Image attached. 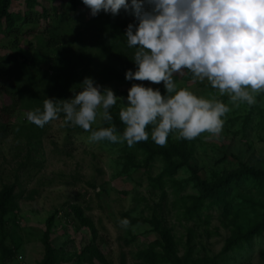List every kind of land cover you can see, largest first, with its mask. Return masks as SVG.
<instances>
[{
	"label": "rangeland",
	"instance_id": "obj_1",
	"mask_svg": "<svg viewBox=\"0 0 264 264\" xmlns=\"http://www.w3.org/2000/svg\"><path fill=\"white\" fill-rule=\"evenodd\" d=\"M71 7L0 29V264H264V0Z\"/></svg>",
	"mask_w": 264,
	"mask_h": 264
},
{
	"label": "trees",
	"instance_id": "obj_2",
	"mask_svg": "<svg viewBox=\"0 0 264 264\" xmlns=\"http://www.w3.org/2000/svg\"><path fill=\"white\" fill-rule=\"evenodd\" d=\"M84 1H88V0H72V7L71 8L75 10L79 6V4L83 3ZM10 2H11V0H0V29H1V31H2V29L4 27L3 25H5L7 23L9 25V22H11V16L7 14V9L10 6ZM15 18L20 19V18H23V16L19 13V14L15 15ZM31 19H33V18H31ZM26 21H30V22L32 21L28 17V14L26 15ZM131 23L132 24H135V23L138 24V20H132ZM45 25H46V29L47 28L50 29L51 30V33H52V36H51V38H50V40L48 42V45H50L52 47L55 46V45H58L57 44L58 41L55 38L56 33H54V31L56 30V28L54 29V28L50 27L49 24H47V23H45ZM6 30H9V27L6 28ZM60 44H61V42H60ZM67 45H68V42H67ZM69 53H70V51H69ZM67 59L70 62H72L69 57H67ZM78 64H80V62L73 63V66L72 67H74V66H76ZM0 73L4 74V72H2V71H0ZM81 75L84 77L85 76V73L82 72L80 74L74 75L73 77L75 78V80H78ZM76 86H78V85H76ZM245 171H246V174L249 175V176H251V177H256V178H260V179L264 180V170H256L253 167H248V168H246L244 170V172ZM213 191L214 190L212 188L205 187V193L207 195H212L213 194ZM9 193H10L9 190H6L4 192V198H3V200H5L8 197ZM163 237L166 239L165 234H163ZM47 247H48L49 250L51 249V245H50L49 241H47ZM164 250H165V254H164V256H162V255L160 256V258H161L160 261H162V262H171V263H179L180 262L179 257L175 253V251L173 250L172 245L170 244V242H168V241L166 242V244L164 245ZM15 255L16 254L14 252L12 256L15 257ZM146 261H148L147 263H150L149 260H146ZM154 264H157V262H155Z\"/></svg>",
	"mask_w": 264,
	"mask_h": 264
}]
</instances>
